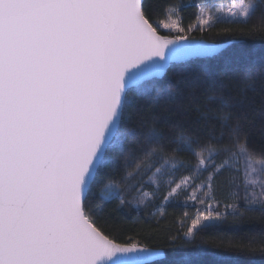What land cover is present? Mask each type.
<instances>
[{
	"label": "snow or ice",
	"instance_id": "1",
	"mask_svg": "<svg viewBox=\"0 0 264 264\" xmlns=\"http://www.w3.org/2000/svg\"><path fill=\"white\" fill-rule=\"evenodd\" d=\"M196 7L189 32L257 12L264 31V0ZM168 20L154 26L145 0H0V264H146L159 250L98 226L97 210L123 206L126 193L145 204L167 187L164 202L183 192L203 205L180 237L192 245L227 215L264 214V144L246 130L260 114L249 93L264 61L243 69L236 96L216 94L210 79L194 119L162 122L140 101L167 90L145 82L180 57L220 54L203 40L181 45L185 28ZM233 250L264 247L250 237Z\"/></svg>",
	"mask_w": 264,
	"mask_h": 264
},
{
	"label": "trees",
	"instance_id": "2",
	"mask_svg": "<svg viewBox=\"0 0 264 264\" xmlns=\"http://www.w3.org/2000/svg\"><path fill=\"white\" fill-rule=\"evenodd\" d=\"M229 1L145 0L154 26L155 22H168V17L171 16L185 28V32L180 34L187 35L189 39L230 44L217 57L172 65L173 71L163 78L146 82V87L156 84L167 91L156 100L141 98L140 103L144 106L145 113L154 110L162 122L170 125L190 121L195 118L193 109L204 103V89L210 79L218 81L213 90L216 94L223 92L226 97H234L243 84V69L264 61V31L254 29V25L258 23L259 12L246 24L217 23L204 32L187 31L190 25L197 22L196 6H211ZM170 4L180 5V10L172 12L167 7ZM158 31L161 35L171 36L159 28ZM252 76L255 78V90L249 95L254 101V108L260 114L253 117L246 130L253 141L264 144V115H261L264 114V73L253 71ZM166 192L167 187H161L155 200L145 204H138L133 200L132 194L126 193V203L123 206L119 200H113L97 210L98 226L106 234L115 236L118 243L138 242L141 246L163 252L164 258L151 264H264V252L233 250L241 241L246 243L250 237L257 238L258 248L264 247L259 243L260 239H264V214L260 211L227 215L217 227L201 234L195 245L186 244L180 237L191 225L201 205L197 202L191 203L185 195L164 202L162 198ZM214 195L221 204L230 202L225 198L226 191L217 190ZM240 195H243L242 188ZM92 203L96 205L99 201L93 200ZM220 211L223 212V207Z\"/></svg>",
	"mask_w": 264,
	"mask_h": 264
},
{
	"label": "water",
	"instance_id": "3",
	"mask_svg": "<svg viewBox=\"0 0 264 264\" xmlns=\"http://www.w3.org/2000/svg\"><path fill=\"white\" fill-rule=\"evenodd\" d=\"M191 41H201V40H193V39H189L188 41H180V44L181 45H185V44H188L190 43ZM205 41V40H203ZM207 42V41H205ZM209 43V42H208ZM209 44H213L215 46H218L219 50H220V53H222L223 51H225L228 47H229V43H222V44H215V43H209ZM196 59H207V58H195V57H180L178 58L176 61L173 62V65H176V64H182V63H186V62H189V61H192V60H196ZM165 76V75H164ZM164 76L162 77H159L157 79H161L163 78ZM149 81H152V80H149ZM149 81H146V82H149ZM145 82V83H146ZM141 246V245H139ZM141 247H144V246H141ZM151 249V248H149ZM128 256H131V257H135L137 254L136 253H131V254H127ZM164 258V254L163 252H160V255L159 256H154V257H151L150 259H148L146 261V264H151V263H154L160 259Z\"/></svg>",
	"mask_w": 264,
	"mask_h": 264
},
{
	"label": "rangeland",
	"instance_id": "4",
	"mask_svg": "<svg viewBox=\"0 0 264 264\" xmlns=\"http://www.w3.org/2000/svg\"><path fill=\"white\" fill-rule=\"evenodd\" d=\"M229 3H230V1L229 2H223L222 4L223 5H225V6H228L229 5ZM169 22V21H168ZM160 30H162V31H164V32H166V33H168V34H171V35H175L176 33L175 32H172V33H169L166 29H163L162 27L161 28H159ZM189 191H191V190H189ZM179 195H185L183 192H181ZM178 195V196H179ZM198 195H201L202 196V192L201 193H198ZM186 196V195H185ZM175 198V197H174ZM174 198H172L171 200H173ZM186 198H187V196H186ZM188 199V198H187ZM170 200V201H171ZM191 203H194V201H192V200H189ZM201 205V204H200ZM203 205H201V209H203ZM196 214H197V211H196ZM196 214H195V216H196ZM195 216H194V218H195Z\"/></svg>",
	"mask_w": 264,
	"mask_h": 264
}]
</instances>
